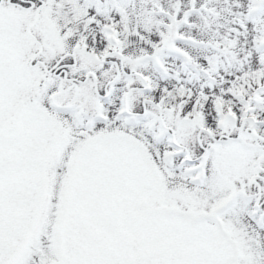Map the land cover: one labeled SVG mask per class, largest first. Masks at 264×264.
I'll return each instance as SVG.
<instances>
[{"label":"snow or ice","instance_id":"snow-or-ice-1","mask_svg":"<svg viewBox=\"0 0 264 264\" xmlns=\"http://www.w3.org/2000/svg\"><path fill=\"white\" fill-rule=\"evenodd\" d=\"M0 264H264V0H0Z\"/></svg>","mask_w":264,"mask_h":264}]
</instances>
